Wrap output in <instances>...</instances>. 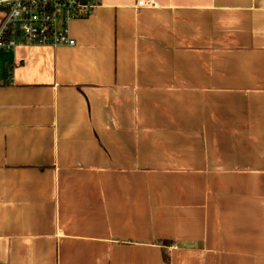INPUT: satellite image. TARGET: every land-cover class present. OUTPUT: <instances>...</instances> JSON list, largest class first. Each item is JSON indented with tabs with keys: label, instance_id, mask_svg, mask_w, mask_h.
<instances>
[{
	"label": "crops",
	"instance_id": "obj_1",
	"mask_svg": "<svg viewBox=\"0 0 264 264\" xmlns=\"http://www.w3.org/2000/svg\"><path fill=\"white\" fill-rule=\"evenodd\" d=\"M138 1L0 51V264H264V0Z\"/></svg>",
	"mask_w": 264,
	"mask_h": 264
},
{
	"label": "built area",
	"instance_id": "obj_2",
	"mask_svg": "<svg viewBox=\"0 0 264 264\" xmlns=\"http://www.w3.org/2000/svg\"><path fill=\"white\" fill-rule=\"evenodd\" d=\"M152 0L138 6L152 7ZM98 0H0V51L19 46H75L70 23L91 16Z\"/></svg>",
	"mask_w": 264,
	"mask_h": 264
}]
</instances>
